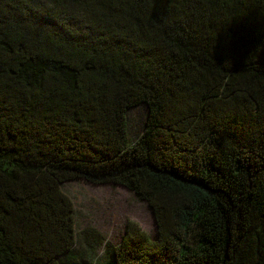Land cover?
<instances>
[{
  "label": "trees",
  "instance_id": "1",
  "mask_svg": "<svg viewBox=\"0 0 264 264\" xmlns=\"http://www.w3.org/2000/svg\"><path fill=\"white\" fill-rule=\"evenodd\" d=\"M71 179L152 210L106 264H264V0H0V264H95Z\"/></svg>",
  "mask_w": 264,
  "mask_h": 264
},
{
  "label": "rangeland",
  "instance_id": "2",
  "mask_svg": "<svg viewBox=\"0 0 264 264\" xmlns=\"http://www.w3.org/2000/svg\"><path fill=\"white\" fill-rule=\"evenodd\" d=\"M145 113L144 104L127 110L130 140L142 131ZM60 188L72 203L75 244L71 256L75 263L93 259L95 264H106L104 243L116 244L120 240L126 220H134L151 238L155 237L156 224L150 206L124 186L71 179L63 181ZM87 230L97 232L102 243L98 244L99 238Z\"/></svg>",
  "mask_w": 264,
  "mask_h": 264
}]
</instances>
